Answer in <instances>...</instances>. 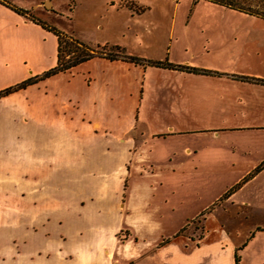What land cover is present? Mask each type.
<instances>
[{"label": "crops", "instance_id": "obj_1", "mask_svg": "<svg viewBox=\"0 0 264 264\" xmlns=\"http://www.w3.org/2000/svg\"><path fill=\"white\" fill-rule=\"evenodd\" d=\"M55 39L53 62L34 74L55 65ZM84 42L219 73L94 55L1 95L9 101L0 105V264H235L237 245L216 214L201 238L179 230L255 164L246 160L217 188L208 160L220 151L264 157L256 138L264 135V83L240 79L264 72L216 69L116 40ZM254 52L263 64L264 49ZM215 80L253 95H220L219 109L254 118L199 129L195 111L202 102L210 112L216 96L198 86Z\"/></svg>", "mask_w": 264, "mask_h": 264}, {"label": "rangeland", "instance_id": "obj_2", "mask_svg": "<svg viewBox=\"0 0 264 264\" xmlns=\"http://www.w3.org/2000/svg\"><path fill=\"white\" fill-rule=\"evenodd\" d=\"M223 1L0 0V89L46 68L53 62L55 51L54 32L41 24L25 22L24 14L13 6L26 9L29 16L82 41L116 40L144 53L165 55L170 52L173 57L191 59L216 69L264 72V63L257 60L254 52L255 47L264 49V18ZM242 1L264 8V0ZM67 56L69 54L65 58ZM215 82L208 89L200 82V93L208 90L216 98L213 99L214 109L208 113L200 103L193 123L203 129L208 125L219 128L250 121L253 116H244L233 109L224 113L218 107L222 104L220 95H252L250 90ZM186 83L184 80L185 87ZM8 101L9 98L0 105ZM149 121L153 127L158 126L150 117ZM256 135L258 142L264 144V135ZM232 154L220 151L208 160V165L215 169L214 182L218 188L247 167L248 162H255L240 179H244L240 185L230 193L234 202L231 204L228 196L217 199L208 211L194 216L179 233L201 238L207 229L209 214L214 213L230 242L241 245L237 249L240 264H264V157L256 159L252 154H242V157L230 158ZM244 200H248V205Z\"/></svg>", "mask_w": 264, "mask_h": 264}, {"label": "trees", "instance_id": "obj_3", "mask_svg": "<svg viewBox=\"0 0 264 264\" xmlns=\"http://www.w3.org/2000/svg\"><path fill=\"white\" fill-rule=\"evenodd\" d=\"M217 1L225 2L223 0H217ZM226 3L232 7H236L240 10L249 12L251 14H256V15H259L262 18H264V8H258V7L252 6L251 4H245L242 0H227ZM13 8L16 11H18V12L24 14L25 16L29 17L31 20L41 24L43 27L51 29L55 33V35L57 36V60H56L55 65L47 68L42 73L28 76L19 82H16L12 85H9L7 87L0 89V96L7 94L13 90L18 89V88L24 87L28 84L34 83V82L38 81L39 79H43L44 77H47L51 74H54L60 70L67 69V68L79 63L80 61L87 59V58L94 56V55H105V56H108L111 58L121 56L123 58H127L131 61H134V62L161 65V66L173 67V68H182V69L191 70V71H195V72L219 73L217 70L207 69L204 67L190 66V65H185V64H181V63H174V62H171L167 59L153 60V59H148V58H144V57L126 54V53H124L123 48L121 46H119L118 44H111V45H109V47H107L106 45L92 47L88 43L82 41L81 39H79L76 36H72L71 34H67V33H65L59 29H56L53 26L47 25L35 16H32V15L29 16V14H27L26 9H24V8H19V7H14V6H13ZM104 49H107V51H105ZM66 54H69V56H67L65 58ZM240 77H241L240 79H242V80L264 83V78H255V77H251V76H247V75H240ZM262 163L264 164V160ZM243 180L244 179L236 182L233 186L228 188L219 197V199H222V198L229 196L230 193L233 191V189H235L238 185H240V183ZM212 205L213 204H211L210 206H208L206 209L202 210L201 212L208 211ZM180 230H179V232H180ZM240 247H241V245L236 246V250L234 253L235 264H240V256L237 252V249Z\"/></svg>", "mask_w": 264, "mask_h": 264}]
</instances>
